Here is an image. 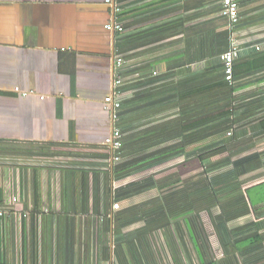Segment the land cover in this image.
Listing matches in <instances>:
<instances>
[{
  "label": "crops",
  "instance_id": "0c3cea01",
  "mask_svg": "<svg viewBox=\"0 0 264 264\" xmlns=\"http://www.w3.org/2000/svg\"><path fill=\"white\" fill-rule=\"evenodd\" d=\"M111 1L0 0V264H264V0Z\"/></svg>",
  "mask_w": 264,
  "mask_h": 264
},
{
  "label": "built area",
  "instance_id": "2783aa9c",
  "mask_svg": "<svg viewBox=\"0 0 264 264\" xmlns=\"http://www.w3.org/2000/svg\"><path fill=\"white\" fill-rule=\"evenodd\" d=\"M106 4L112 8V21L107 24L106 29L110 32H115L120 34L122 32V22L119 21L121 7L113 4L111 0H106ZM223 11L227 15L230 24L235 25L238 21V1L237 0H223L222 1ZM119 21V22H118ZM239 50L235 45L227 52L219 55V61L224 66V73L226 75V80L232 83V71L234 60L238 57ZM123 69V61L120 58L115 59L114 62V80L112 94L104 99V109L110 110L111 117L113 120H117V111L120 108V102L115 98L119 95V87L122 84L121 79L118 77L119 73ZM26 95L25 93H22ZM121 137L120 131L118 129H113L110 136L105 140L104 145L109 147H119V139ZM113 210H118L119 205L113 204ZM4 210L0 207V219L4 217Z\"/></svg>",
  "mask_w": 264,
  "mask_h": 264
},
{
  "label": "trees",
  "instance_id": "16d2710c",
  "mask_svg": "<svg viewBox=\"0 0 264 264\" xmlns=\"http://www.w3.org/2000/svg\"><path fill=\"white\" fill-rule=\"evenodd\" d=\"M122 16V12L120 13V17ZM120 21L122 22L123 21V19L121 20L120 19ZM125 30H127V29H125V28H123L122 27V32L120 33V35H123V34H125L126 33V31ZM222 65V64H221ZM223 66V65H222ZM232 75H233V71H232ZM223 76H224V78H225V80H226V75H225V73H224V66H223ZM232 80H233V76H232ZM210 156L211 155H209V154H203V155H201L200 156V161H201V176L202 177H205V178H207V173L208 172H210L209 171V168H211L210 166H207V164L206 163H204L206 160H208L209 158H210ZM145 187H148L149 186V184L148 183H146V184H143ZM203 185L204 184H202V182H201V186H202V188H203ZM173 188V186H171L169 189H172ZM209 198L210 197H204V198H202V201H204V203H206V204H208V202L210 201L209 200ZM173 209V211L175 212V213H179L180 214V208H178V209H176V208H172ZM169 213L171 214V212L169 211ZM192 212H186L185 214L186 215H188V214H191ZM189 216V215H188ZM160 223V222H159Z\"/></svg>",
  "mask_w": 264,
  "mask_h": 264
}]
</instances>
